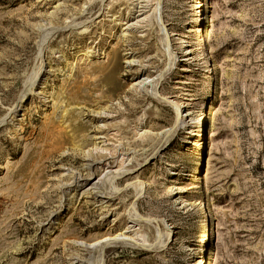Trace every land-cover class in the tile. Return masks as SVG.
Wrapping results in <instances>:
<instances>
[{"label":"rangeland","instance_id":"obj_1","mask_svg":"<svg viewBox=\"0 0 264 264\" xmlns=\"http://www.w3.org/2000/svg\"><path fill=\"white\" fill-rule=\"evenodd\" d=\"M205 263L264 264V0H0V264Z\"/></svg>","mask_w":264,"mask_h":264},{"label":"bare ground","instance_id":"obj_2","mask_svg":"<svg viewBox=\"0 0 264 264\" xmlns=\"http://www.w3.org/2000/svg\"><path fill=\"white\" fill-rule=\"evenodd\" d=\"M195 1V0H194ZM155 5V4H154ZM156 5H158L157 3H156ZM159 5H160V3H159ZM153 6V5H152ZM195 12H197V16H196V18H195V21L196 22H198V23H201V21H203V19H204V16L206 15V13H208L209 11H207L208 10V6L207 7H205V9H204V6L203 5H201L200 3H196L195 5ZM193 6V7H194ZM202 9H203V11H202ZM141 10V9H140ZM156 10V9H155ZM154 10V11H155ZM204 12H205V14H204ZM210 13V12H209ZM157 15V14H156ZM155 16V15H154ZM158 17V16H157ZM195 22V23H196ZM197 30H198V32L200 33V36L201 37H203L204 35H203V33L205 32L204 30H203V27H201V26H198V28H197ZM204 39V38H203ZM202 39V40H203ZM204 44H206V43H204ZM187 53H188V51H187ZM208 67L211 69V67H212V62L210 61V60H208ZM38 74H39V72H38ZM41 81V79L39 78L38 79V75H35V77L34 78H32V80H31V83H30V85L28 86V88H29V91L30 92H32L33 91V87L36 85V86H38V83ZM36 82H37V84H36ZM27 91V90H26ZM28 92V91H27ZM24 100H20L19 102H18V104L14 107V109H13V112H12V115H13V117H15L16 118V120H18V118H19V115H16L15 113H17V111H18V109L20 110L21 109V107H23V104H24ZM207 111V110H206ZM18 112H20V111H18ZM187 116V114H185L183 117H186ZM189 116H187L186 117V119H182V116H180V119H179V123L183 126V128H185L186 130H188L190 127H192V128H195L196 129V131H197V135L199 136V137H202L203 135H205L204 136V142H206V139H207V142L209 143L208 145H207V147H205V152H206V154L204 155V163L206 164V166H209L210 165V163H211V157H212V147L210 146L211 144V139H210V137H208L206 134H207V131H206V129H210L211 127H212V123H211V121H209L208 122V124L206 123V119L201 115V114H199L195 119H191V120H189V119H187ZM204 164V165H205ZM202 203V205H203V202H201ZM204 208H205V205H204ZM206 211V210H205ZM208 226H209V224H208ZM128 232V231H127ZM124 234V233H123ZM125 235V234H124ZM119 236H121V235H119ZM118 236V237H119ZM124 237V236H123ZM105 238V237H104ZM117 238V237H116ZM128 238V237H127ZM120 240H121V238H119ZM111 239H110V237H108V239H102L101 240V242H107V241H110ZM112 241V240H111ZM114 241H115V239H114ZM122 241H125V240H122ZM126 241H128V240H126ZM126 241H125V244H126ZM118 242H120V241H118ZM133 242V241H132ZM116 243V242H115ZM120 243H122V242H120ZM124 243V242H123ZM128 243V242H127ZM95 244H97V243H95ZM107 245H108V243H106ZM111 243H109V245H110ZM118 244V243H117ZM131 244V243H130ZM132 244H134V243H132ZM112 245V244H111ZM98 246V245H97ZM101 246H102V244H101ZM135 246V245H134ZM139 246V245H138ZM103 247V246H102ZM101 247V248H102ZM105 247V246H104ZM206 264V263H205Z\"/></svg>","mask_w":264,"mask_h":264}]
</instances>
